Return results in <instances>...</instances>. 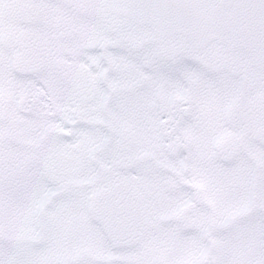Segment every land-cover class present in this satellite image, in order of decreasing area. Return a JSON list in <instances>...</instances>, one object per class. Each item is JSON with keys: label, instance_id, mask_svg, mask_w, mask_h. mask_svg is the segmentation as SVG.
<instances>
[{"label": "snow or ice", "instance_id": "obj_1", "mask_svg": "<svg viewBox=\"0 0 264 264\" xmlns=\"http://www.w3.org/2000/svg\"><path fill=\"white\" fill-rule=\"evenodd\" d=\"M0 264H264V0H0Z\"/></svg>", "mask_w": 264, "mask_h": 264}]
</instances>
